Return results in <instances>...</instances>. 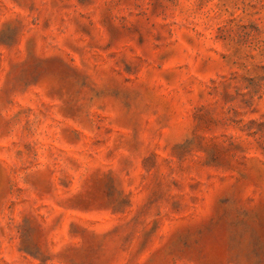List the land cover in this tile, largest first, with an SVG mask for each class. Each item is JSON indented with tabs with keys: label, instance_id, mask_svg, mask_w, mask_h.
<instances>
[{
	"label": "rangeland",
	"instance_id": "1",
	"mask_svg": "<svg viewBox=\"0 0 264 264\" xmlns=\"http://www.w3.org/2000/svg\"><path fill=\"white\" fill-rule=\"evenodd\" d=\"M0 264H264V0H0Z\"/></svg>",
	"mask_w": 264,
	"mask_h": 264
}]
</instances>
